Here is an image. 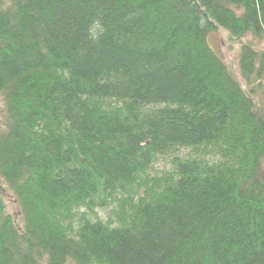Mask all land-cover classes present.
Masks as SVG:
<instances>
[{
	"label": "trees",
	"instance_id": "trees-1",
	"mask_svg": "<svg viewBox=\"0 0 264 264\" xmlns=\"http://www.w3.org/2000/svg\"><path fill=\"white\" fill-rule=\"evenodd\" d=\"M219 28L264 0H0V264H264V48L244 87Z\"/></svg>",
	"mask_w": 264,
	"mask_h": 264
},
{
	"label": "rangeland",
	"instance_id": "rangeland-1",
	"mask_svg": "<svg viewBox=\"0 0 264 264\" xmlns=\"http://www.w3.org/2000/svg\"><path fill=\"white\" fill-rule=\"evenodd\" d=\"M252 41L258 47L264 48V40H257L253 36L245 35L241 39H237L236 36L232 35L228 30L219 28L217 32L210 34V43L218 51L221 57L229 64L231 71L236 78L242 83L244 87H247L246 81L243 79L239 69V56L241 51L242 43ZM2 102L0 101V106ZM0 127H3V114H0ZM6 183L0 177V194L4 198L6 203L7 211L15 215V222L17 224H23L21 211L13 198L12 194L7 193Z\"/></svg>",
	"mask_w": 264,
	"mask_h": 264
}]
</instances>
